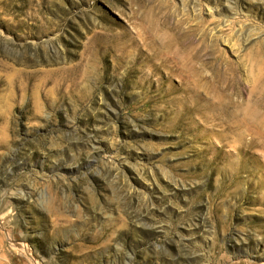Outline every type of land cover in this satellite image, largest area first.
<instances>
[{"label":"rangeland","instance_id":"1","mask_svg":"<svg viewBox=\"0 0 264 264\" xmlns=\"http://www.w3.org/2000/svg\"><path fill=\"white\" fill-rule=\"evenodd\" d=\"M0 264H264V0H0Z\"/></svg>","mask_w":264,"mask_h":264},{"label":"bare ground","instance_id":"2","mask_svg":"<svg viewBox=\"0 0 264 264\" xmlns=\"http://www.w3.org/2000/svg\"><path fill=\"white\" fill-rule=\"evenodd\" d=\"M181 42V41H180ZM185 44H183L184 46ZM181 48V47H180ZM184 49V48H183ZM219 78V77H218ZM231 79H228L226 78L225 76H223V78H219L218 81H219V85L220 83L223 85L219 86V89L221 90L222 93H224L223 97H227V95L229 94V92H234L236 90V83L235 82H232V80L230 81ZM218 88V87H217ZM219 90V91H220ZM225 97V98H226ZM228 101H226L225 104H219V106L217 107L218 110L220 109L223 113L227 115H230L232 112H235L233 109H237L236 107H232V103H231V100L228 98L226 99ZM257 110L256 109H253L252 111H250L249 109H247L246 113H249L251 116V118H254L255 115L257 114ZM221 117V116H219ZM228 117V116H227ZM225 119L229 120L228 118L224 117ZM223 119V118H222ZM233 119V118H232ZM238 119H233V121H237ZM240 121V120H239Z\"/></svg>","mask_w":264,"mask_h":264}]
</instances>
